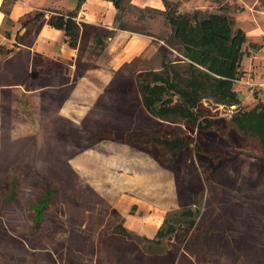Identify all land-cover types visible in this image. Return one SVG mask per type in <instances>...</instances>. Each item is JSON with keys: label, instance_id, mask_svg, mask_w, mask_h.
Instances as JSON below:
<instances>
[{"label": "rangeland", "instance_id": "1", "mask_svg": "<svg viewBox=\"0 0 264 264\" xmlns=\"http://www.w3.org/2000/svg\"><path fill=\"white\" fill-rule=\"evenodd\" d=\"M159 2L162 11L120 0L117 24L160 46L86 108V97L70 95L75 79L33 99L10 94L0 264H264V95L252 86L264 79V0ZM195 12L245 35L232 74L212 64L223 47L204 61L171 36L168 19ZM188 82L201 87L188 121L162 122L142 107L155 88L154 108L189 107Z\"/></svg>", "mask_w": 264, "mask_h": 264}, {"label": "crops", "instance_id": "2", "mask_svg": "<svg viewBox=\"0 0 264 264\" xmlns=\"http://www.w3.org/2000/svg\"><path fill=\"white\" fill-rule=\"evenodd\" d=\"M130 5L162 11L159 0H130ZM117 14L108 0H0V120L10 94L22 100L50 95L72 79L77 82L70 95L86 97L81 100L86 108L116 73L155 53L159 41L119 30ZM69 16L80 27L75 49L49 25L54 17Z\"/></svg>", "mask_w": 264, "mask_h": 264}, {"label": "trees", "instance_id": "3", "mask_svg": "<svg viewBox=\"0 0 264 264\" xmlns=\"http://www.w3.org/2000/svg\"><path fill=\"white\" fill-rule=\"evenodd\" d=\"M107 1V0H105ZM111 1L114 8L118 11L120 9V0H108ZM7 2V0H5ZM10 2L7 3V5ZM7 5L1 7L2 11L4 12L5 16L9 14ZM118 14L116 16V23ZM168 21L172 25V32L171 36L177 42L178 46L180 47L183 52L193 58L194 55L198 54L199 56H203L204 61L208 59L211 55L213 48H222V53L220 52L219 59H213L214 61L212 64L218 66V71L224 72L226 71L229 74L233 73L235 65H237V60L240 56V45L244 43L245 35L240 31L237 30L235 35L232 36L231 34V25L232 22L227 20L224 16H217V15H208V16H201L199 12H195L192 17L187 15L179 16L177 18L170 17ZM56 29L62 31L64 36L66 37V41L71 48H76L79 42V30L80 27L76 24L71 17H54L50 24ZM117 27L119 30H128L133 33H142L138 30L134 31L131 29L126 28L123 25H118ZM144 34V33H142ZM146 35V34H145ZM229 44L230 48L224 47V45ZM196 59V58H195ZM211 60V58L209 59ZM199 61V60H198ZM236 61V63H235ZM198 64H203V61H199ZM202 77L210 80H214L211 76L207 74H201ZM186 88L190 91L183 92L184 101L189 103V107L184 106L181 108L177 107H167L166 109H156L153 106L155 105L156 101H154L153 94L158 92V88H155L149 93H142V107L151 115L157 118L162 122H174V119L167 118L169 115L171 116H178L181 120L188 121L189 117L193 114L192 110L195 108L193 107L196 104V100L192 99V95L195 96L193 90L199 87L196 83L188 82ZM167 118V119H166ZM258 119L260 121L261 126L264 129V112H260ZM264 146V140H263ZM187 212V211H185ZM119 235L127 240H133L132 237L127 233L125 229H122L119 232Z\"/></svg>", "mask_w": 264, "mask_h": 264}, {"label": "built area", "instance_id": "4", "mask_svg": "<svg viewBox=\"0 0 264 264\" xmlns=\"http://www.w3.org/2000/svg\"><path fill=\"white\" fill-rule=\"evenodd\" d=\"M252 86L255 89H257L258 91H261V93L264 95V79L261 82H258L256 84H252Z\"/></svg>", "mask_w": 264, "mask_h": 264}, {"label": "water", "instance_id": "5", "mask_svg": "<svg viewBox=\"0 0 264 264\" xmlns=\"http://www.w3.org/2000/svg\"><path fill=\"white\" fill-rule=\"evenodd\" d=\"M238 100H239V101L242 100V95L238 94Z\"/></svg>", "mask_w": 264, "mask_h": 264}]
</instances>
